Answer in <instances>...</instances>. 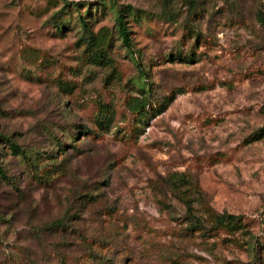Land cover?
I'll return each instance as SVG.
<instances>
[{
  "label": "rangeland",
  "instance_id": "rangeland-1",
  "mask_svg": "<svg viewBox=\"0 0 264 264\" xmlns=\"http://www.w3.org/2000/svg\"><path fill=\"white\" fill-rule=\"evenodd\" d=\"M74 1L0 0V264H264V0Z\"/></svg>",
  "mask_w": 264,
  "mask_h": 264
},
{
  "label": "trees",
  "instance_id": "trees-1",
  "mask_svg": "<svg viewBox=\"0 0 264 264\" xmlns=\"http://www.w3.org/2000/svg\"><path fill=\"white\" fill-rule=\"evenodd\" d=\"M83 1H74V0H63V3L65 6H72L74 8H78L80 4ZM80 22L83 24V27L86 28L87 24L86 21H84L82 18L80 19ZM117 26H118V34L120 36L121 41L123 42L124 46L129 47V37H128V31L126 29L125 23L123 21V14H119L117 17ZM168 102V100H167ZM0 143H4L8 146L9 151L14 155L20 158L22 161L26 162L27 164L33 165V174L38 175L40 168H38V162L33 161V158H31L30 154L27 150H25L22 146L17 145L16 143H13L10 139H8L5 136L0 137ZM3 186H14L13 179L8 176L5 169L2 165H0V188H3ZM184 205L187 207L188 211L191 212V202L188 200H184ZM239 220L238 216L235 215H219L215 217V225H220L223 223H236ZM62 264H65L62 262Z\"/></svg>",
  "mask_w": 264,
  "mask_h": 264
}]
</instances>
